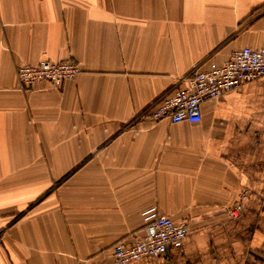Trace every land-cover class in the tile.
Returning a JSON list of instances; mask_svg holds the SVG:
<instances>
[{"label":"crops","instance_id":"1","mask_svg":"<svg viewBox=\"0 0 264 264\" xmlns=\"http://www.w3.org/2000/svg\"><path fill=\"white\" fill-rule=\"evenodd\" d=\"M244 46L264 47V0H0V264H118L152 207L189 233L128 264H264V76L199 122L150 113ZM42 60L82 70L21 86Z\"/></svg>","mask_w":264,"mask_h":264},{"label":"built area","instance_id":"2","mask_svg":"<svg viewBox=\"0 0 264 264\" xmlns=\"http://www.w3.org/2000/svg\"><path fill=\"white\" fill-rule=\"evenodd\" d=\"M81 70L79 63L74 60H42L36 64L20 65L17 76L23 87L47 81L54 87L61 88ZM261 76H264V47L244 46L222 63L212 61L206 65H197L184 78L187 84L162 95L150 113L154 120L168 118L173 123L199 122L204 102L216 99ZM247 195L248 191L243 190L242 198ZM241 209L242 203H238L230 209V215L237 216ZM147 213L148 224L140 239L131 244L118 241L113 245V256L118 264H128L145 256L159 257L187 237L189 225L186 221H176L170 215L159 214L156 207H152Z\"/></svg>","mask_w":264,"mask_h":264}]
</instances>
